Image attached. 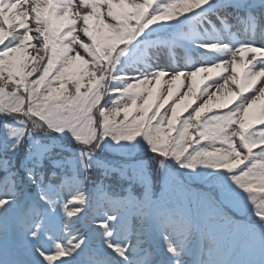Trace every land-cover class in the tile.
I'll return each mask as SVG.
<instances>
[{
  "label": "snow or ice",
  "instance_id": "1",
  "mask_svg": "<svg viewBox=\"0 0 264 264\" xmlns=\"http://www.w3.org/2000/svg\"><path fill=\"white\" fill-rule=\"evenodd\" d=\"M0 264H264V0H0Z\"/></svg>",
  "mask_w": 264,
  "mask_h": 264
},
{
  "label": "rangeland",
  "instance_id": "2",
  "mask_svg": "<svg viewBox=\"0 0 264 264\" xmlns=\"http://www.w3.org/2000/svg\"><path fill=\"white\" fill-rule=\"evenodd\" d=\"M192 58L195 59L196 58V54L192 53ZM204 74H200V76L197 77L198 81L201 80L203 78ZM167 85L163 86V90H166ZM213 90V89H211ZM184 91H186V88H181L180 89V93H183ZM200 191V189H197L195 187V185L191 186V190L188 189H180L177 186H172L167 194V198L168 199H172V200H176L179 201L185 205H189L193 208L197 207V197H196V193ZM205 213L207 214L209 220L212 223H216L219 224L222 228L224 229H231L234 228V225L229 224L228 221L224 220L217 212H215L213 209L211 208H204ZM224 211H226L228 213V215L233 219V220H241V216L234 212V211H230L228 209H224ZM204 246H205V250L207 249L208 245V240L207 238H205L204 241Z\"/></svg>",
  "mask_w": 264,
  "mask_h": 264
},
{
  "label": "bare ground",
  "instance_id": "3",
  "mask_svg": "<svg viewBox=\"0 0 264 264\" xmlns=\"http://www.w3.org/2000/svg\"><path fill=\"white\" fill-rule=\"evenodd\" d=\"M213 91H214V89H213ZM206 98V97H205ZM222 100H223V97L221 98V100L220 101H215V98H214V101L215 102H222ZM259 105H257V107H258Z\"/></svg>",
  "mask_w": 264,
  "mask_h": 264
},
{
  "label": "trees",
  "instance_id": "4",
  "mask_svg": "<svg viewBox=\"0 0 264 264\" xmlns=\"http://www.w3.org/2000/svg\"><path fill=\"white\" fill-rule=\"evenodd\" d=\"M160 190L159 189H157V192H159Z\"/></svg>",
  "mask_w": 264,
  "mask_h": 264
}]
</instances>
